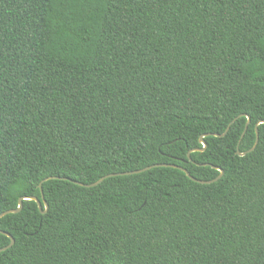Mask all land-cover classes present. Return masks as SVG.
<instances>
[{
  "label": "trees",
  "instance_id": "1",
  "mask_svg": "<svg viewBox=\"0 0 264 264\" xmlns=\"http://www.w3.org/2000/svg\"><path fill=\"white\" fill-rule=\"evenodd\" d=\"M262 120L264 0H0V264H264Z\"/></svg>",
  "mask_w": 264,
  "mask_h": 264
},
{
  "label": "water",
  "instance_id": "2",
  "mask_svg": "<svg viewBox=\"0 0 264 264\" xmlns=\"http://www.w3.org/2000/svg\"><path fill=\"white\" fill-rule=\"evenodd\" d=\"M249 121H250V118H249V116H247V122H246V124H245L244 131H245V129H246L247 124H248ZM261 122H264V120H262ZM228 128H229V125L226 127V129L224 130L223 133H206L205 135L212 134V135H216V136H222V135L225 134V132L228 130ZM203 136H204V135H201V136L199 137V141H200V143L202 144V147H200V148H194V150H203V149L205 148L206 143H205V141L203 140ZM257 141H258V133H257V131H256V138H255V141H254L253 145H252L248 150H246L245 152H248V151L253 150L254 147H255V145H256V143H257ZM189 151H191V150H189ZM245 152H242V153H240V154H244ZM187 156L189 157V152H187ZM155 166H170V167L178 168V169L182 170V171H183V172H184L189 178H191L192 180H194V181H196V182H199V183H210V182L216 180V179L222 174V172H223L222 169H220L219 167H216V166H215V168H217V169L220 171L219 175H218L216 178H214V179L203 180V179H198V178H196V177L190 175V173L188 172V170H187L185 167H182V166L177 165V164H174V163H164V162H163V163H155V164H151V165H148V166H145V167H142V168H139V169H135V170L124 171V172H118V173H109V174H105V175L101 176L100 178H98L96 181H94V182H90V183H83V182H79V181H76V180H72V181H73L74 183L79 184V185L89 187V186H94V185L98 184V183L101 182L104 178H106V177H108V176H112V175H115V174H132V173H139V172L145 171V170L150 169V168L155 167ZM51 178H62V179H69V180H71L70 178H67V177H61V176L51 175V176H47L46 178H43V179L41 180V182H42V181H45L46 179H51ZM39 187H40V190H41V184H39ZM26 197H31V200H34V201L37 203V206H38L39 210H41V211H43V212L46 211V209H47V203H46L45 200L43 199V194H42V191H41V197H42V199H43V203H44V209H43V210H42V203H41L40 199H39L37 196H35V195L24 196V197H19V198H18V204H17V207H16V208L6 209V210H3L2 212H0V218H1L2 216H4L5 214L11 213V212H17V211H19L20 208H21V205H22V199H26ZM0 233L4 234V235H6V236H8V237L10 238V241H9V243H8L7 245H5V246H3V247H0V252H1V251L7 249L8 247H10V246L13 244V242H14V238L11 236L10 233H8V232H6V231H3V230H1V229H0Z\"/></svg>",
  "mask_w": 264,
  "mask_h": 264
},
{
  "label": "snow or ice",
  "instance_id": "3",
  "mask_svg": "<svg viewBox=\"0 0 264 264\" xmlns=\"http://www.w3.org/2000/svg\"><path fill=\"white\" fill-rule=\"evenodd\" d=\"M26 199H31V197H26Z\"/></svg>",
  "mask_w": 264,
  "mask_h": 264
}]
</instances>
